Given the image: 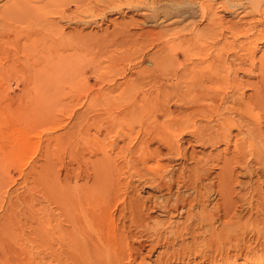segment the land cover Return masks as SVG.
I'll return each mask as SVG.
<instances>
[{
    "label": "rangeland",
    "instance_id": "374dc122",
    "mask_svg": "<svg viewBox=\"0 0 264 264\" xmlns=\"http://www.w3.org/2000/svg\"><path fill=\"white\" fill-rule=\"evenodd\" d=\"M150 1L0 0V264H73V243L61 234L69 228L67 226H71L72 222L70 216H73V181L83 185H86V183L88 185L93 184L96 179L93 175H96V171L91 167V164L98 156L112 154L121 159L124 158L123 155H130V151L139 150L143 146L142 144L151 147L160 145L157 139L152 138L151 140L150 138L158 129H163V133L167 132L166 134L171 137V140L172 138L176 139L173 142L177 143L179 141L178 144L182 146V154H185V156H178L170 160L168 158L169 154L164 153L167 150L166 146L161 143L163 153L155 156L156 158H151L148 162L151 167L154 166L153 169H156L155 166L157 170L161 168L156 165L158 159L160 162H166L167 160L172 164L175 163L176 167L183 165L187 172H191L188 169L192 170V166L205 163L209 174L211 173L205 181L208 184L214 183V187H217L216 183L225 171L223 168L229 163H226L224 156L216 160L218 158L217 152L234 159L233 162L231 160L232 163L230 164L235 167L236 179L233 185L235 192L232 191L231 193V196H234L235 215H224L218 221H215V225L218 226H215L214 229L217 232L219 231L218 234L220 235L215 236L218 242L215 239H205L210 236L211 231L216 232V230H213V226L211 228L204 226L202 229L196 227L197 235L195 236H197V241H194L190 234V236L184 234L183 239L178 237L171 245L172 237L170 240L167 239L168 241L165 240L164 236L158 238L152 225L156 226L158 224L160 226L162 224L161 229L166 227L167 230L176 226L177 229L179 225L176 224L185 219L183 215L173 212L172 216L168 214L167 216L161 214L158 210L153 209L151 211L149 209V215L151 214L152 217L149 220L148 215L146 217L148 218L147 224H140L139 227L137 224L129 222V218L128 220H116L120 212L121 199H127L123 184L122 190L124 191L116 192L108 201L110 210L113 211V214L116 212L117 218L110 219L109 222L105 221L107 225L104 221L100 223L101 225L98 224L99 230L97 233L104 237L108 233L110 234L112 228L117 227L116 224L120 225V228L124 225L125 230L127 227L126 231H130V233H127L129 235L128 242L133 240L131 245L129 243L125 247L124 250L126 251L123 254H126V256L135 254L137 258L139 256V259L140 255L146 254L148 255L146 258L147 264H163L162 261L154 260L157 253L169 254L173 252L175 254L174 251H178L176 254L181 253L184 256L180 254L182 257L168 264H192L193 260V264H264V167L252 155H249L250 149L243 159H238V155H233V151L236 152L240 143L247 145L250 139L249 131L253 129L251 125L256 121L251 112L258 111L260 114H257V117L263 120L264 108L261 109L258 107L259 105L256 104L255 107L252 104L249 105L250 107L248 106L247 110L245 106L243 108L236 103L234 104L231 95L228 97L229 99L223 101L224 103L222 102L224 105L217 106V101L214 100L216 97L209 96L212 99L209 97L202 98L192 107L189 104L191 108L188 107L183 114L184 108L182 106L188 100L186 97L179 96L176 98L170 96L171 99L163 97L156 99V101L150 99V102L149 99L147 101L143 100L146 97L154 98L152 96L155 86L153 77L157 75V69L154 71L153 63L149 57L146 58L149 56L147 54L152 53L153 48L145 50L147 53L143 61L140 60L141 47V50L139 49L134 53L130 49L129 43L126 44L127 42L120 39H118L119 42L116 41V44L113 43V45L111 41L114 42L117 38H112V40L110 36L111 48L106 46L105 42L109 40L107 37H104L106 41L101 40V38L98 40V34L105 32L102 29L107 31V29H104L105 26L108 27V30L112 29L114 22H111V20H117L116 24L129 20L141 22L142 16L129 8L128 4H138L144 10ZM113 2L115 5L122 4L123 10L108 11V3L113 5ZM131 16L133 18H130ZM89 17L97 19L98 22L100 21L99 24L83 25L78 21V18L81 20V18ZM46 19H53L52 21L55 23L52 24V28L46 25ZM199 22L201 28L206 24L205 21L199 20ZM56 25H59L58 30L53 29ZM140 28L136 24H130L129 26L130 31H138ZM89 31H94L95 33L92 32V34H97V38L95 35L89 34ZM185 32L190 35L191 30L186 28ZM248 33L252 36L251 32ZM78 34L87 37V46L78 43L76 40ZM104 34L108 35V33ZM91 36H95L93 38L97 41L92 40ZM210 37L212 38V36ZM230 37H228V40H230ZM235 37V51H238L240 45L239 52L241 53H238L242 55L245 52L247 54L248 37L241 34ZM204 38L205 42L213 44L209 36H204ZM237 38L239 40L241 38L242 41L239 42ZM148 39L152 38L148 37ZM222 39L224 40V38H219V41H223ZM50 41H56L54 43L58 52L71 53V57H73L74 52V55L78 57L73 61L71 70L61 72L60 76L57 67L53 65L51 57L53 52L50 54L48 44ZM221 41L219 45H221ZM103 42L106 45H103ZM217 44H214V47L210 49L218 46ZM134 47L137 48L138 45H133L132 48ZM256 49V55L259 56L264 49V40L258 43ZM122 50H127L134 55L131 54L129 61L123 59L124 61L119 60L114 64L110 63L109 56L117 54L116 52L120 54ZM133 57L134 60H131ZM243 61L242 64L241 61L236 59L233 67L237 70L239 79H244L242 80L244 83L247 82L240 90H243L245 95H249L253 92L251 82L259 78L258 69L251 68L249 58ZM246 61L249 62L246 63ZM122 66L127 67V73H120L124 69ZM244 67L247 69H243ZM135 70H137V75L132 78L136 74ZM147 90L150 92L149 95L143 93ZM235 95H239V91H235ZM159 101L162 109L157 108ZM166 101L168 102V109L164 110ZM136 102L140 105L138 106ZM155 102L158 103L155 105ZM194 102L192 101V103ZM197 105H203L205 109H207L206 106L209 107V111L205 110L207 115L199 108L201 114L198 113V115H195L199 112L197 108L195 114L189 111ZM227 105L232 107L233 110H230ZM173 106H176V108ZM212 106L214 108L211 109ZM172 107L174 109L182 108V112H180L182 115H177L179 114L177 110L173 113ZM242 111L244 112L241 113ZM223 115H229L228 117H231L234 121L233 127L229 128L231 132L230 139L232 138L230 142L233 141L229 143L231 148L226 147L224 142H216L214 145L212 143L208 144L209 142H204L206 143L204 144L196 140L194 135L191 134L196 129L200 130L202 126L203 128L220 127L221 124L219 123L222 122ZM244 119H250L247 120V125ZM241 121L242 124H240ZM261 124L264 128V123L261 122ZM238 126L243 132L238 131ZM179 127L184 129L180 131ZM215 132L216 130L213 131V133ZM232 134L235 136L234 138ZM144 136L149 137L150 141L144 143L141 139ZM253 141L257 142L255 136ZM140 145L142 146L140 147ZM244 164L249 165L250 169L256 171L254 170L248 174L243 166ZM227 166L229 167V165ZM126 167L125 169L130 168L131 170L123 174H126L123 181L127 184V179L131 178V182H133L131 185L136 186V193L141 197L149 195L148 198L150 196L155 198L159 193L162 194V191L152 188L145 182L144 177L146 175L141 178L140 175L133 174V168ZM128 173H131L133 177H131L132 175L127 177ZM193 174L196 175V173ZM142 180L144 182H141ZM215 191L213 189L209 200H207V208L209 209L223 200L221 194ZM116 204L118 207L115 206ZM223 220L224 223H222ZM120 222L123 224L122 226ZM103 223L104 225H102ZM131 225L135 227H131ZM223 225L224 227H222ZM205 228L209 230H206V232L204 231ZM192 229L194 230L193 227ZM192 241L195 244L192 243L193 245H191ZM151 243L153 244L150 247ZM184 243H187V245ZM190 246H194V249ZM180 247L181 250L179 251ZM184 247L188 250H185ZM218 249L220 250L218 251ZM77 252L75 254H79ZM154 255L155 257H153ZM137 260L135 264H137ZM185 261L187 262L185 263Z\"/></svg>",
    "mask_w": 264,
    "mask_h": 264
},
{
    "label": "bare ground",
    "instance_id": "6f19581e",
    "mask_svg": "<svg viewBox=\"0 0 264 264\" xmlns=\"http://www.w3.org/2000/svg\"><path fill=\"white\" fill-rule=\"evenodd\" d=\"M109 4L110 3H108V6H109L108 11L109 10L111 11L113 10L122 11L123 10L122 4L115 5L114 3L113 5L115 6L111 4L109 5ZM128 7L135 10L136 13L141 15L142 21L134 22L132 20H129L127 22L123 21L121 24L120 23L116 24L117 20L116 21L111 20V22L115 23V25L113 23L112 29L108 30L107 26L104 27V29H107V31L102 29V31H105L104 33L106 34L108 33V35L109 34L110 35L106 36L104 33H99L101 37H99L100 35L98 34V40L101 38V40L103 39L104 41H106L104 37L105 38L107 37L109 39L108 41L105 42L107 45L104 42H103L104 43L103 45L110 46L111 48L112 44L113 43L116 44L115 42L116 41L119 42L118 39H120L121 41L127 42L126 44L129 43V47L134 53H136V51H138L141 47L142 54H141L140 60L144 59V56L147 53L145 52V50L147 51L148 48H153L152 53L147 54L149 56L147 57L145 56V57L146 58L149 57L150 61L153 63L154 71L157 69L156 70L157 75L153 77L155 86L153 89L154 94L152 96H154L155 100L153 97H148V98L146 97V99H143V100L147 101L149 99L148 101L150 102V99L153 101H156V99H161L163 97H168L169 99H171L170 96L176 97V98H178L179 96L186 97L188 98V100H186L185 104L182 106V108H184L183 114L185 111H187L186 109L190 107V105L191 107L193 105L195 106L198 100L205 98V97H209V96L216 97V99L214 98V100L217 101V104H218L217 106H220L225 99H229L228 97L231 95L233 96L234 104L236 103L238 106H242V107L245 106V108L247 109L250 107L249 105L253 104L256 107V104H257L259 105L258 106L259 108L261 109L264 108V49H263V52L259 56L256 55V50H257L256 48L258 46V43L264 40V30H263L264 28V0H202V1H199V0H151L150 2H148V5L146 9L144 10L141 9V7L138 4L130 3L128 4ZM92 17L81 18V20L80 18H78L79 19L78 21H80L83 25H90V26L95 25L97 23L99 24L100 21L98 22L97 19H93ZM94 17H97V16H94ZM130 18H133V17L131 16ZM52 20L46 19V25L50 28H52L53 26L52 24L55 23ZM199 20L206 22V24L202 28L199 27V24H200ZM130 24H134V25L136 24L140 26L141 28L138 31H134V30L130 31L129 29ZM146 25H148L149 27ZM186 28L191 30V33H189L190 35H188L185 32ZM53 29L58 30L59 25H56ZM92 32L95 33L94 31H89L88 33L91 35H95L97 38V34H92ZM248 32H251L252 36H250ZM238 34L245 35L248 37V38L246 37L248 39V44H249L248 50L246 49V47H244L246 49L247 54H245V52L243 53V51H242L243 53L242 55L239 54L241 53L239 52L241 48L240 45H239L238 51L237 50L235 51L236 49L235 48V45H236L235 36H238ZM78 35L79 36L76 39L78 43L79 44L81 43L83 46L84 45L87 46L88 45L87 37H85L83 34H78ZM110 36H111V39L117 38V40H114V42L111 41L109 38ZM204 36L206 37L209 36V39H212L213 44L205 42ZM210 36H212V38ZM93 37H92V40L94 39L97 41V39ZM148 37L152 39L149 40ZM228 37H230L229 38L230 40H228ZM219 38L220 39L224 38L225 40V41L223 39H222L223 41L220 40L221 45H219L220 44ZM227 40H228V43L226 42ZM109 41H111L112 44ZM132 41H135V42L133 43ZM54 42L56 41H50V43L48 42V44L50 47V54L53 52V54H51L53 65L57 67L58 74L60 76L62 74L61 72H65L67 70L69 71V69L73 67V61L77 59L78 57L77 55L76 56L74 55V52H73V57H71L72 56L71 53H66L64 51L58 52L56 50L57 46L55 45ZM132 43L133 45H138V47L132 48L133 46ZM214 44H217L218 46L215 45L216 46L215 48L210 49L214 47ZM117 45L119 46V43ZM116 53L118 54V52ZM75 54H77V52H75ZM117 54H115L116 56L114 54L109 56L110 63L114 64V62H118L119 60L129 61L131 54L134 55L133 53L130 54V52L127 50H124V51L122 50L120 54L118 55ZM134 57L131 60H134ZM138 57H139V54H138ZM246 58H249L251 61V62L246 61V63L249 62L250 65H252L251 68H257L258 75H259V78L257 80H254L253 82H251L253 84V87H252L253 92L249 95H245V92L243 90H240V88L245 86L246 85L245 83L247 82L244 83V81H242L244 79L242 80L239 79L237 70L235 69V67H233L235 65L234 62L236 59L242 62ZM122 67H124V69L123 71L121 70L120 73H124V74L127 73V70H126L127 67L126 66H122ZM243 69H245V67ZM249 71H251V69H249ZM135 72L136 74L133 75L132 78L136 77L137 70H135ZM147 91H144L143 93L149 95L150 92L149 91L147 92ZM235 91H239V95H235ZM95 92L98 93L99 91H95ZM191 98H192V101H195L194 103H192ZM167 101L164 104V108H163L164 110L168 109ZM156 103L158 102H155V105ZM160 103L161 102L159 101L157 108L162 109ZM139 105L140 104L138 103V106ZM203 105H197V107L195 108L193 107L194 109L193 108L192 109L195 111L189 110V109L188 110L191 113L194 112L193 114H195L197 112L196 108L197 110L199 108L204 111L205 115H207L206 114L207 112L205 113V110L207 111L209 107L206 106L207 109H205ZM173 107L176 108V106H173ZM174 108L172 109V112L174 113L175 110H177L179 112V114L177 115L181 116L182 113L180 114V112H182V108L180 109H174ZM210 108L212 109L214 107L212 106ZM228 108H230V110H233L231 109L232 107L228 106ZM189 111H188V114L190 113ZM198 111L199 112H197L195 115H198V113H200V110ZM218 111H221V110H218ZM243 112L244 111H242L241 113ZM251 113H252V116L255 117L256 121L253 122V125H251L253 126V129H250L249 131L250 139L247 143L249 148L248 147H247L248 149L246 148L247 146L246 144L240 143L237 146L236 152L235 150L233 151V155L234 156L238 155L239 156L237 157L238 159H241V158L243 159L246 156L247 151L250 149L249 155H252L264 167V128L261 124V122L264 123V119L262 120L260 119V117H257V114H260L258 111L255 113L254 112H251ZM228 116L229 115H223L222 117L223 124L220 121L221 123L219 124H221V126L218 128H215V127L214 128L213 127L203 128L202 126L200 130L198 129L199 131L196 129V131L191 132V134H193L195 139L200 142H203V143L209 142L208 144L212 143L213 145L216 142L218 143L224 142V145H226V147L228 146L229 148L231 146L229 145V143L233 142V141L230 142L232 138L230 139L231 132L229 128L234 124V121L233 119H231V117L229 118ZM247 120H250V119H246L244 121L246 125L248 124ZM242 121L240 124H242ZM235 127L237 128V126ZM183 129L180 128V131H182ZM162 130L163 129H158L156 132L154 130L153 133L154 132L155 133L152 134V137L150 136L151 140L152 138H155L160 142L159 143L160 145L162 143L164 146H166L167 150L164 153L170 155V156L168 155V158L170 160H173L177 158L178 156L180 157L182 155L185 156V154H182L183 149H181L182 146L178 144L179 141L177 143L173 142L174 139L172 138L171 140V137L167 136L166 134L167 132L163 133L164 131ZM214 130H216L215 133H213ZM238 131L243 132L242 129L239 128V126H238ZM233 134L232 136L234 138L235 134L234 135ZM254 136L257 142L253 141ZM146 137L147 136H144L141 138L144 143L150 141L149 137L148 138ZM142 140H141V144L143 143ZM254 144L256 145L254 146ZM142 145H140V147L142 146L141 148L138 147L140 148L139 150L138 149L135 151L128 150L130 151L129 152L130 155L127 154L129 155L128 157L127 155H123L124 158H121V159H118L119 157L117 158V156L112 155V154L103 155L101 157L98 156V158H96L95 161L93 160L94 161L93 164H91L92 165L91 167L96 171V175L91 174L92 172L90 173L91 175L94 176V178L96 177L93 184L90 183L91 185H88L86 183V185H83L82 183H77V181H73V216H70L72 222L70 224L71 226H67L69 228L61 232L63 237L65 238L67 237L68 241L73 243L72 245L73 251L77 252L78 250L77 253L79 254H75L76 252L75 253L73 252V264H135V261L139 259V256L137 258V255L133 253H132L133 255H129V256L128 255L126 256V254H123V252L126 251L124 250L125 247L129 243L131 245L132 240H133L132 239L131 242L130 241L128 242L129 235H127V233H130V231L129 232L126 231L127 227L125 230L124 225L121 224L120 222L121 226L123 225L121 228L119 227L120 225L118 226V224H116L117 227H115V229L112 228L113 230L110 232V234L108 233L107 236L103 237L97 233L99 230L98 224L102 223L103 221L104 223H106V222H109L110 219L114 220L117 217L118 218L116 220L118 219L128 220L129 218L130 219L129 222H133L135 223V225L137 224L139 227L140 224H147L146 222L147 219L149 218L150 220V217H152L150 216L151 214L149 215V212H148L149 209H151V211L153 209L158 210L161 212V214L163 213V214H166V215L168 214L171 216L173 215L172 214L173 212L181 213L185 219L179 224L178 223L176 224V225H179L177 229L175 228L176 226H174L175 224L173 225L174 226L173 228H170V229L168 228L169 230H167L166 227H162L161 229L160 226H162V224L160 226H158V224H156V226L152 225L154 232L158 235V238H161L162 236H164L166 238L165 240L167 239L170 240V238L172 237L171 238L172 242L171 241H170L171 243L168 242L172 245V243L176 241L178 237H182L183 239L184 234H187L188 236L191 235L193 240L197 241L196 240L197 236H195L197 235L196 227L197 228L200 227L202 229V227L204 226H207L210 228L211 226H213V230H216L214 229L216 226L215 221H218V219L224 215L225 216L235 215L234 206H233L234 196L233 197L231 196L232 191H234L233 185L236 179L235 178V167H233L234 165L232 166L230 164L233 162L234 160L233 158L232 159L228 158L225 154L222 155L220 152H217L218 154H216L218 158L216 155H214L215 158H217L216 160L224 156L226 163L229 162L223 168L225 171H223L224 173L223 176L220 177L218 180V183H216L217 187H214L215 186L214 183L208 184V182L205 181L211 175V173L209 174L205 163L192 166L193 167L192 170L188 169L191 172H187L185 166L183 165L176 167L175 163L172 164L170 163V161H167V160L166 162H162V161L160 162L159 159L158 160L156 159L157 160L156 165H158L161 168L157 170V167L155 166L156 169H153L154 166L152 165L153 167L152 168L151 165H149L150 163L148 162L151 158L153 159L155 156L161 155V153H163L162 148L160 145H157L155 147H151L150 145L148 146L144 144ZM208 159H213V158H208ZM205 162H207V160H205ZM91 163H92V160H91ZM227 165H229V167ZM126 166L128 167L130 166L131 168H133L134 169L133 174H136L137 176L140 175L141 178L146 175L144 177L145 182L148 183V185L152 186V188H156L159 191H162V194L159 193V195H157L155 198H152L151 196L150 198H148L149 195H147L146 197H141L138 193H136L137 192L136 186L131 185L133 183L131 182L132 180L131 178L127 179L126 181L127 184H125V182L123 181V177L126 175V174L125 175L123 174L127 173L128 170L129 171L131 170L130 168L128 170L125 169ZM243 166L245 167L246 171H248V174L255 170V169L253 170L252 168L250 169L249 165L247 164H244ZM193 173H196V175H194ZM130 175L132 174L128 173L127 177H130ZM131 177H133V175ZM92 178H91V182H92ZM141 182H144V181L142 180ZM123 184H124V187H123ZM122 187L125 190L124 194H126L127 199L126 198L121 199V202H120L121 208L119 206L120 212L119 213L117 212L118 215L116 217L115 215L116 212L115 214H113V211L110 210L108 201L113 196V194H115L116 192L124 191L122 190ZM255 188H256V185H255ZM213 189L221 194L220 196L223 197L222 198L223 200L222 202L220 201L221 203H216V205H213L212 208L209 209L207 208L208 206L207 200H209V196H211V192L213 191ZM115 206L118 207L117 204ZM197 207L199 209H196ZM148 215L149 217L146 218ZM104 223L102 225H104ZM222 223H224V220L222 221ZM127 224L129 223L127 222ZM133 226L131 225V227ZM146 227L148 228V226ZM192 227L194 228V230L195 229L196 230L194 231ZM222 227H224V225ZM206 230L207 229L205 228L204 231ZM233 231L235 230L233 229ZM218 233L219 231L217 232V230L216 232L211 231L210 236L205 239L207 240L215 239L216 240L215 236L219 235ZM182 239L180 240L182 241ZM194 241L191 242V245L195 244ZM187 243L186 244L184 243V244L187 245ZM152 244L153 243L150 244V247ZM190 247L194 249V246H190ZM184 249L186 250L187 248L184 247ZM180 250H181V247L179 251ZM219 250L220 249H218V251ZM163 251L165 252L164 249ZM166 252L168 253V250ZM174 252L175 254L173 252H170L169 254H166V253L163 254L162 252H161L162 254L157 253V255L155 254L156 258H154V260H157L158 262L162 261L163 264L164 263L168 264L171 261L173 262L177 261L180 257H182L181 255H183L181 253L176 254V252L178 251H174ZM155 255L153 257H155ZM147 257L148 255L146 254L140 255V259L137 260V264H147L148 263L146 260ZM186 262L187 261H185V263ZM192 262L194 263V260Z\"/></svg>",
    "mask_w": 264,
    "mask_h": 264
}]
</instances>
